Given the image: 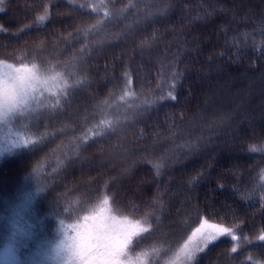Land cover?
Instances as JSON below:
<instances>
[{"label":"rangeland","instance_id":"obj_1","mask_svg":"<svg viewBox=\"0 0 264 264\" xmlns=\"http://www.w3.org/2000/svg\"><path fill=\"white\" fill-rule=\"evenodd\" d=\"M5 2L6 0H0V9L3 8L2 5ZM194 2H196V0H177L159 4L157 1L150 2V0H141L134 8L133 14L131 15H128L126 12L129 6H125L126 9L120 8L119 11H111L113 10L111 7H107L103 10L105 18L112 13V17L108 20L109 24L113 23L115 19L117 22L114 23L113 28L115 29L112 30V34L109 33V37L125 39V44H123V46L128 45L130 49V45H132L133 50H136L139 46L131 44L130 41L127 40V38L131 37L129 35L133 34L132 38L136 37L134 35H139V38L141 35L140 30L149 25L147 21H150V19L158 20L156 22H163L162 18H159V16L164 14L159 10L160 8H166L168 11L172 9L173 20V17L177 13L178 5L181 9L185 6V3H187L188 6L186 7L187 9H185L181 25L178 26L180 30L179 35L185 33V37L177 42V51L180 54V56H178L177 66L180 69L181 75H183L182 77L186 78L184 80L182 78V84L184 86L191 84L189 83V81L191 82V75L195 73L193 69L197 70L196 74L202 78L203 85H205V79L207 80L209 77L213 78L211 82L212 86H208L207 88L209 92L207 95L206 93H203V95L201 92L197 93L195 88L193 89L195 83L192 82V90H190L187 98L190 99V94L197 95L196 97L198 98L200 97V109H197L199 104H197V107H194L195 110L189 108L190 111L194 112L190 115L184 114L185 118L178 113L180 124L176 125L177 128L174 125L173 131H170V128H173V126L166 127V135H164L161 140L152 142L151 146L146 145L145 150L151 151L153 147L156 149V146L160 145L163 141H166L168 145L173 142L175 147L169 149L176 150L177 153H179L178 158L185 159L183 156L191 154L197 145L200 146L202 143L196 144L195 136L202 131H200L199 125L204 122L205 125L213 126L212 131H208L209 133L205 135V139L210 136H218L221 137L220 142L222 143L223 141L224 144L225 142H228L227 144H236L234 140H239V142L243 144L252 140L264 144V0H243L242 4L240 0H203L201 2L202 4L198 5L194 4ZM92 5H94L93 2ZM200 9H202L201 13L196 12V16H191V12ZM15 12L16 11L10 12L11 15L7 19L10 26H8L9 28L7 27L8 30H5L10 31L13 35L21 33L18 29L22 28L24 31L29 28V26L21 27L20 20L22 19H14ZM95 13L99 14L100 12ZM105 18L100 19V22H97V24L99 23L101 25ZM137 18L140 19L139 26L135 28L134 26H130L129 24L132 20H136ZM216 19L219 20L216 21ZM222 21H225L226 24L223 25L221 23ZM163 23L164 29L168 30V21ZM176 23H180V21ZM216 30L221 32V39L219 38V40L215 37ZM228 30L231 35L227 36ZM58 36L60 35L58 34ZM83 36L87 39V36ZM225 36L227 37L224 40L222 37ZM22 40H24V38L17 40V42L15 40L8 41L2 37L0 33V49H5L2 46H10V44L14 43L19 44ZM112 42L113 40L111 39H103L102 42L97 43L98 45L95 44L97 46L102 44L103 46ZM211 42L212 44L209 47ZM58 43V41L55 42L53 47L44 45L39 48L38 51L32 53V55L36 56H39V54L47 56L45 59H53L48 60L47 62L49 64L47 65L41 62L28 65V63L23 60H8V58L2 57L0 51V103L4 104V108L0 109V171L3 170L0 175V185H6L2 187L3 189H11L7 197L9 201L5 208H3V213L0 214V222H2L0 223V264H85L84 259L81 258L76 251V245L81 235L93 236L95 238L118 236L127 229L130 222L134 223L136 221H139L141 226L147 229V231L139 233L140 243L144 242L147 246L146 248H151V252L153 248L162 250L152 255L146 253L140 250V246L135 245L137 240H134V237L132 243L126 249L125 256L122 257V264H193V261H190L182 252V248L185 243L189 241L191 234L199 228L204 221L190 231V233L173 249L166 251L165 254L163 244L166 240L164 239L163 231L162 233H154L153 239L150 241L144 238L145 233L147 235L149 234L148 228L152 227L149 223H152V221L156 222L160 218V216L153 215V212L147 211V209L141 216L140 213L137 212L123 215L118 212V207L112 206L110 205L111 203H109L108 205L102 206L105 209L104 212L101 213L100 209L102 207H100L98 209L100 212L97 213L98 210L96 212L94 210H96L95 208L99 205L96 206L93 200H87L84 202V205L83 203L75 204L78 211L76 219L70 220L59 217L52 221V216L45 219V216H48L47 214L52 209L46 208L44 205V200H47V197L43 202L40 200L43 196L40 192V189L43 187V181L40 180L41 173L37 169L42 165L43 155H46V152L49 151L50 153L54 152L52 155L54 156L57 147L53 146L51 148V146L45 145L46 149L43 151H41L42 149L38 150L35 156L32 154L31 148L32 145L37 143L41 136L47 135L45 138L53 136V133H45V135H43L45 131L49 129L55 131L52 127L54 126L53 123L42 126L41 122L44 114L46 115L49 102L52 103L59 98L62 99L67 97V95L71 93V86L73 83L77 84L78 81H89L87 86H83L81 89L78 88V93L82 95L75 98L71 106L80 109V112L77 111L78 115H80L78 118H82L81 116H84L85 113L90 114L87 109L90 111L93 110L94 112H103L104 105L101 102V97L96 98V96H100L101 93H105L108 90L111 93V96L110 93L109 96L112 101L109 105V109H113L111 111L113 115L109 118L111 120L117 118V122H122L124 124L127 115L136 113L138 109H140L138 111L140 114L137 115L145 117L142 113H147V110L143 108L146 105L140 107L144 103V101L140 99V94H143L142 90H144L146 85L150 86L154 83V80L151 81L147 77L148 71L140 73V57H136L137 54L132 55V53L124 51L123 47L120 50L114 49V51H116L112 53L114 60H116L114 63V68L116 69L112 68L113 71H105V69L102 68L100 71H97L98 68H100L99 65L93 64L88 55L85 58L82 55L80 56V47H69L71 53L70 56H68L67 45L69 44H65V42ZM71 46L73 45L71 44ZM166 46L167 43H163L161 46V51L164 55H162L163 57H160V59L162 58L163 61L164 58V62L166 61L167 66L169 64L170 68L175 65L173 64L174 58L171 56L174 54V48L172 46ZM89 51H91V49ZM98 53L99 50L94 54L97 55ZM207 53L210 55L208 59H206ZM108 54L111 53L108 51ZM58 56L62 59L68 56L67 59H72L76 63L81 64L79 71L74 73L69 69V72L66 65L58 61ZM23 59L25 60L27 58ZM204 62L208 69H202L203 65L197 66V64H204ZM157 63L159 67L161 62L157 61ZM152 66L153 65H151V67ZM236 66H242L244 74L241 73L242 68ZM122 67H129L132 71L138 73L137 77L139 80L137 89L139 92H136V87L133 89L131 88L130 82L126 88L122 87V83L119 84L117 81L120 75H117V77L115 76L116 79H114V73H118L119 69ZM235 67L240 70H236L233 74L225 71L222 73L219 72L221 69L228 70L234 69ZM145 68L150 69L149 67ZM198 68H200V70H198ZM93 69H96V71ZM9 76L17 77L19 82L14 83L10 81L8 79ZM46 76H49L51 80L46 81ZM130 77L131 79L129 81L133 79L132 76ZM96 82L97 84L99 83L97 89L93 88ZM140 82L141 84L139 86ZM116 84L117 87H113L116 86ZM160 85L164 87L162 84ZM249 85L257 88L254 94L252 93L254 91L250 88L248 89ZM223 86H225L224 90L222 89ZM13 88L18 90V95L9 97V92ZM235 90H239V92H236L233 96ZM117 91H121L122 93L116 98ZM75 93L76 91L73 94ZM166 95H168V92H166ZM237 95L240 97L236 99L235 97ZM226 97H232V101L230 100V103H225L223 100ZM166 98L167 97H165V99ZM212 98L216 101L215 105L209 107L204 106ZM15 99H20L24 102L17 104L14 111L8 112V103L13 102ZM144 99L145 98H143V100ZM165 99H161L160 97L158 98V102L164 101ZM207 107L208 111H205ZM89 118L91 117H86V119ZM94 118L95 116L91 121H93ZM98 124L99 123H94L93 121V123L88 124L87 127L93 129L96 128ZM181 126H183V129L179 130ZM105 127L109 126L103 125L101 128ZM148 128H150V126H148ZM192 131H195V134ZM180 132L183 134L175 137L176 133L180 134ZM85 133L86 132H84V134ZM248 137L249 139L245 141L244 138ZM127 139L128 136H125L123 138H118L116 142L125 143ZM236 142L239 143L238 141ZM134 143L135 141L129 140L125 144L118 145H126L127 151L132 149L131 152L136 148L139 151L143 150V148L140 149V142H138V145ZM216 146L217 145H215V148H220L219 151L225 148V146ZM107 148V154H109L110 157L123 153L114 141ZM257 148L261 150L259 156L264 159V147L260 146ZM208 149L213 150V146H209ZM26 150H28V152H25V155L21 156L20 153ZM156 152H160L159 149H157ZM231 152L234 153L235 150H231ZM7 155H10L8 163V160L4 159ZM128 155L129 154H126L127 158ZM3 159L6 161L2 165ZM123 159H125V157ZM118 160L120 161L113 166L115 175L111 178L112 182L115 183H119V180L122 181L124 173H126L123 172L126 167L124 165V160L122 161L120 157ZM137 163L138 162L135 161L132 167L134 168ZM169 163L172 164L175 162H169L167 158V164ZM211 163L212 161L206 162V165L210 167L212 165ZM261 164L264 166V160ZM259 170H261V175L257 182L263 184L264 168H259L258 172ZM134 183L137 187V183ZM185 183L184 187H178V190L175 192L177 193L176 196H179L178 203L179 201L191 202V200L195 202L197 193L190 188V182L188 180ZM262 186L264 190V184ZM80 188H82L81 190H86L85 188L89 189L90 187L81 186ZM171 194L173 193L170 192V196ZM80 197L84 198L86 196ZM184 198L188 199L185 200ZM259 198L263 199L261 211L264 212V191L260 194ZM98 200L103 201L104 199L98 198ZM157 202H159V200ZM100 203L102 204V202ZM252 203L250 199H246L244 203L240 204L243 208H246L248 206H253ZM161 204L162 205L159 206L157 204V207L154 206L153 211L156 213L158 210V212L165 213L166 218H168L169 215L167 216V214L170 212L169 206L168 204L162 203V201ZM193 208L192 212L197 210V206ZM187 210L188 209H185V205L180 206L178 211L180 214H176L174 218H172L174 220L170 221V223L177 225L184 222L186 218L183 220L182 217L188 212ZM91 213L93 214L91 215ZM85 217H88V219L85 220ZM207 222L208 224H216L209 221ZM220 226L226 227L225 225ZM257 226H259L258 223L254 225V228ZM232 234L237 237L235 241L232 240L230 236L224 235L207 245V247H209L211 244L218 243L212 247L214 248L215 258L220 255L223 256L224 254L226 256L222 261L218 258L215 261H218L220 264H241L240 260L243 255H250L251 262L250 258H247L242 264H249L247 262H250V264H264L259 260L264 259V246L256 247L255 245L249 244L244 246L245 244L243 241L246 238L249 239L247 233L244 232V235H240L236 229H232ZM260 236L261 235L258 234V238H260ZM225 237H228L231 242H225ZM147 240L149 241L148 244H146ZM219 240L222 241L219 242ZM227 244H229V246H227ZM201 247L203 248L204 246L201 245ZM207 247L204 248V250H206ZM233 247L236 248L235 252L232 251ZM203 251L196 254L194 261L198 259V256L200 253H203ZM238 251L242 253V256L235 257Z\"/></svg>","mask_w":264,"mask_h":264},{"label":"trees","instance_id":"obj_2","mask_svg":"<svg viewBox=\"0 0 264 264\" xmlns=\"http://www.w3.org/2000/svg\"><path fill=\"white\" fill-rule=\"evenodd\" d=\"M101 1L102 3H99V0H6L4 4L2 3L3 8L0 9L1 36L8 41L15 40L16 42L24 38L19 44L14 43L10 44V46H2L6 49H0L2 57L8 58V60H23L28 63V65H33L38 62L47 65L49 64L47 61L53 59H45L47 56H42V54L36 56L32 55V53L38 51L39 48L44 45L53 47V45H55L54 43L58 41V44L63 42L69 44L67 45L68 56H70L71 53L69 47H80V56L82 55L85 58L88 55L93 64L99 65L100 68H98L97 71H100L102 68H104L105 71H113L112 68L115 67L114 63L116 60H114L112 53L114 49L120 50L123 47L124 51L132 53V55L137 54L136 57H140V73L148 71L147 77L151 81L154 80V83L150 86L146 85L144 90H142L143 94H140L141 101H144L143 105L140 107L146 105L143 108L147 110V113H142L145 117L137 115L140 114V112H138L140 109H138L136 113L127 115L126 120H124L125 122L123 121L124 124L122 122H117V118L112 120L109 118L113 115V112H111L113 109H109V105L112 101L110 100L111 93L108 90L105 93H101L100 96L97 95L96 98L101 97L104 110L107 109L110 112L105 114L101 111L94 112L86 108L91 115L85 113L84 116H81L82 118H78L80 115H78L77 111L80 112V109L71 106L73 105L74 99L82 95L78 93V88L81 89L83 86H87L89 81H78L77 84L73 83L71 86L72 94L70 93L67 97L62 99L59 98L57 101L51 100L53 101L52 103L49 102V107L46 111L47 116L44 114L41 122L42 126L53 123L54 126L52 127L55 131L49 129L44 133L42 132L43 135H45V133H53V136L47 138H45L47 135L41 136L37 143L32 145L31 148L32 154L35 156L38 150L42 149L41 151H43L46 149L45 145L51 146V148L53 146L57 147L54 156H52L54 152L50 153L49 151L46 152V155H43L42 165L37 169L41 173L40 180L43 181V187L40 189L43 196L40 200L43 202L47 197V200H44V205L46 208L52 209L47 214L48 216H45V219L51 216L52 221L59 217L70 220L76 219L78 211L75 204L83 203L84 205V202L87 200H93L96 206L99 205L95 208L96 210H94L96 212L100 207L104 206L100 203L102 201L98 200V198L104 199L107 197L109 203H111L110 205L119 208L117 210L120 214L126 215L127 213L131 214V212H137L140 213L141 216L147 209V211H152L153 215L160 216L159 220L156 222L152 221L153 224L149 223L152 227L148 228L149 234L147 235L145 233L144 238L150 241L153 239L154 233H162L163 231L164 239L166 240L163 244L164 253L178 245V240L182 241L190 231L196 228L202 221L225 225L229 229H236L237 232H248L256 247L264 246V241L258 238V234H264V212L261 211L260 206H248L243 208L241 205L242 203L240 204L239 202L241 193L237 192L232 187V185L239 180L238 172L243 170L246 166L245 160L240 161L232 158L234 153H232L231 150L221 153V151H219L220 148L209 150V147L202 148L200 151L193 150L191 154L183 156L185 159H182L180 157L178 158L179 153H177L176 150H171L167 147L166 141L157 145L156 149L153 147L151 151L145 150L146 145L151 146L152 142L161 140L164 135H166V127L173 126V128H170V131H173L174 125L176 127V125L180 124L178 113H180L182 117H184V114L190 115L194 111H190L189 108L195 110L194 107H197V104H199L197 109H200V97L198 98L196 97L197 95L190 94V99L187 98L190 90H192V82L195 83L193 89L195 88L197 93L201 92L202 95L203 93H206V95L209 93L208 90H206L208 86L203 85L202 78L196 74V69H193L195 73L191 75V82L189 81L191 84L184 86L181 81L183 75H181L180 69L177 66L178 56H180L177 51V42L185 37V33L179 35L180 30L178 26L181 25L188 4L185 3V6L181 9L178 5L177 13L174 12L176 14L173 20L172 9L168 11L166 8H160L159 10L164 14L159 16V18H162L163 22L168 21L167 25H169V29H164L163 22H156L158 20L150 19V21H147L149 25L140 30L141 35L139 38V35H134L136 37L132 38L133 34L129 35L131 37L127 38L131 44L139 46L136 50H133L132 45H130V49L128 45L123 46V44H125V39L108 38L105 36L108 29L113 28L114 23H117L116 19L113 23H108L109 18L112 17V13L105 18L103 25H99L97 22H100V19H103L104 15L103 17L100 15V19L97 21L95 12L103 13V10L107 7H111L113 9L111 11H119L120 8L129 6L127 8V14L131 15L133 14L131 9L135 8L141 0ZM154 1L161 4L177 0H150V2ZM202 1L203 0H196L194 4H202ZM240 1L242 4L243 0ZM92 2L94 5H92ZM46 10L49 17L45 19L46 22L35 24L34 22L37 21V15L45 13ZM13 11H16L14 13V19H22L20 20L21 27L29 26V28L24 31L22 28L18 29L21 33L17 35L11 34L10 31H5L8 30L7 27L10 26L7 19L11 15L10 12ZM196 12L201 13L202 9L197 11L194 10L191 12V16H196ZM136 20H132V22H136ZM217 20L219 19H216V21ZM178 21H180V23H176ZM221 23L223 25L226 24L225 21ZM129 25L132 26L131 23ZM135 27L137 26H134V28ZM229 33L230 31L228 30L226 35H231ZM58 34L60 36H58ZM83 35L87 36V39L84 38ZM227 36L222 38L225 40ZM101 37L105 40L111 39L113 42L103 45L104 47L102 44L97 46V43L103 41ZM215 37L218 40L219 38L221 39V32L216 30ZM163 43H167L166 47L172 46L174 48V54L171 56L174 58L173 64L175 65L170 68L169 64L167 66L166 61L164 62V58L163 61L162 58L160 59V57L164 55L161 51ZM71 44L73 46H71ZM211 44L212 42L209 44V47ZM90 49L91 51H89ZM97 50H99V53L95 55L94 53ZM108 51L111 54H108ZM206 55V59H208L210 55H208V53ZM68 56H65V59L58 56L57 59L66 65L68 71L70 69L74 73L78 72L81 64L76 63L72 59H67ZM23 58L27 59L24 60ZM157 61L161 62L159 67ZM151 65L153 66L151 67ZM199 65H203L202 69H208L205 62L204 64H197V66ZM145 67H149L150 69H146ZM93 70L96 71V69ZM198 70H200V68H198ZM137 74V72L132 71L129 67H122L119 69L118 73L115 72L113 76L114 79H116L117 75H120L117 81L119 84L122 83V87L126 88L130 82L131 88L133 89L136 87V92H139L137 89L139 80ZM130 76L133 77L131 81H129L131 79ZM45 78L46 81L51 80L49 76ZM184 79L186 78H183V80ZM207 80H209V78ZM212 81L213 79L211 82ZM159 83L164 87H161ZM140 84L141 82L139 86ZM98 85L99 83L97 84L96 82L93 88L97 89ZM113 87H117V84ZM75 91L76 93L73 94ZM166 92H172L175 99L166 98L164 101L158 102V98L168 97ZM121 93V91H117L115 97H119ZM143 98L145 99L143 100ZM87 116L91 118L86 119ZM94 116V123L99 124L96 125V128H88L87 125L93 123L91 120ZM103 125H108L109 127L101 128ZM148 126H150V128H148ZM84 132L86 133L84 134ZM104 135L106 138L105 140L102 138ZM125 136H128L125 143L129 140H133L135 141L134 144L138 145V142H140V149L143 148V150L139 151L136 148L131 152L132 149L127 151L126 145H118L125 144L116 142L118 138H123ZM113 141L123 153L110 157V155L107 154V147H109ZM157 149H159L160 152L157 153ZM25 152H28V150L22 151L20 153L21 156H24ZM126 154H129L128 158ZM9 157L10 155L4 157V159L8 160L7 163L9 162ZM119 157L122 158V161L124 160V165L126 167L123 172L126 173H124L122 181L119 180V183H115L112 182L111 178L115 175L113 166L120 161L118 160ZM124 157L125 159H123ZM167 158L169 162L174 161L175 163L167 164ZM4 159L2 160V165L6 161ZM135 161L138 163L133 168L132 166ZM183 161L185 162L184 165L181 166L178 164ZM211 161L212 165L210 167L206 165V162ZM234 165H237L240 169L230 173V168ZM2 172L3 170L0 171V175ZM197 177H202L201 181L197 183L198 186H190L192 190L197 193V197L195 196L196 200L195 202H192V200L191 202H185V207L188 203L190 206L187 210L188 212L182 217L183 220L184 218L190 217L187 219L191 222H181L177 225L170 223V221L174 220L172 218H174L176 214H180V212H178L180 206L184 205V201H179L178 203L179 196H176L177 193L175 192L178 190V187H184L187 180L192 184ZM134 182L137 183L138 188L135 186L136 184ZM3 186L0 185V214L3 213V208H5L9 201L7 197L11 191L10 188L3 189ZM81 186L90 188L81 190ZM170 192L173 193L171 196ZM80 196L86 197L81 198ZM158 200L159 202H157ZM161 201L169 206L170 212L167 214V216L169 215L168 218H166L165 213L158 212V210L156 213L153 211L154 206L157 204L158 206L162 205ZM192 205L197 206V210H194V212L192 211L195 206ZM99 212L98 210L97 213ZM92 214L93 213H91V215ZM256 223H258L259 226L254 228ZM134 240H137L135 245L140 246V250L150 253L151 255L162 250L153 248L151 252V248H146L147 246L144 242L140 243V234L136 236ZM148 240L146 244H148ZM221 241L219 240V242ZM217 244H211L207 247L203 253H200L198 259L193 261V264H220L218 261H215L217 258L219 259V256L215 258L214 248H212ZM240 255L242 256V253L238 251L235 257H240ZM247 258H250L251 262L250 255H243L240 263L242 264L245 262ZM259 260L264 263V259ZM250 262L247 263L250 264Z\"/></svg>","mask_w":264,"mask_h":264},{"label":"bare ground","instance_id":"obj_3","mask_svg":"<svg viewBox=\"0 0 264 264\" xmlns=\"http://www.w3.org/2000/svg\"><path fill=\"white\" fill-rule=\"evenodd\" d=\"M88 1H90V0H88ZM99 3H102V1L101 0H99ZM165 6V5H164ZM34 7V6H33ZM131 11L133 12L134 11V8H132L131 9ZM47 10L45 11V13H42V14H40V15H37V21L36 22H34L35 24H42V23H45L46 21H45V19L46 18H49L48 17V15H47ZM127 12V11H126ZM97 16H96V19H97V21L100 19V15H101V17H103V15H104V17L103 18H105V14L104 13H99V14H96ZM41 17H43L44 18V20H42L41 19ZM41 21V22H40ZM139 22H140V19L138 18L137 19V21L136 22H131V25L132 26H138V24H139ZM105 23V22H104ZM103 24V23H102ZM100 25V24H99ZM112 30H114V28H109L108 29V31H107V33L105 34V36L106 37H108L109 38V35L110 34H112ZM128 30V29H127ZM29 31V30H28ZM110 33V34H109ZM14 35H16V34H14ZM8 36V35H7ZM111 38H113V37H111ZM87 53V52H86ZM234 67V66H233ZM237 67V66H236ZM241 68H242V66H241ZM219 70V69H218ZM236 70H240L239 68L237 69V68H234V69H228V70H223V69H221L219 72L220 73H222L223 71H225V72H228V73H232L233 74V72L235 73V71ZM244 72V69L242 68V70H241V73H243ZM244 74V73H243ZM217 75V74H216ZM215 75V76H216ZM208 77V76H207ZM212 77H209V80H206L205 82H204V84L205 85H207V86H209V87H211L212 86V84H211V80L213 79H211ZM252 87V88H251ZM251 89L252 91H254V92H252L253 94L256 92L255 90L257 89L256 87H253V86H248V89ZM222 89L224 90L225 89V86H223L222 87ZM207 90V89H206ZM236 92H239V90H235V92L233 93V96L235 95V93ZM240 96L239 95H237L235 98L237 99V98H239ZM242 97H243V95H242ZM231 98L232 97H226L223 101L225 102V103H230L232 100H231ZM231 100V101H230ZM206 101V100H205ZM230 101V102H229ZM215 103H216V101H215V99L214 98H212V99H210L209 101H208V103L207 104H205L204 106H213V105H215ZM208 107L205 109V111H208ZM105 114H107L108 112H110V111H108L107 109H105L104 111H103ZM104 114V115H105ZM110 115V114H109ZM187 126V125H186ZM200 126V131L201 132H199V134H197L196 136H195V142H196V144H199L200 142H202L201 144H200V146L199 145H197V147L195 148L196 149V151H200L202 148H208L209 147V145L212 147L213 146V149H217V148H215V145H220V147L221 146H225V148L223 149V150H221V153H224V152H228V149L229 150H232V151H234L235 150V154L233 155V157L232 158H234V159H236V160H240V161H242V160H245V163H246V166H245V168L243 169V170H241L240 172H238V181H236V183H234V185H232V187L237 191V192H239V193H241V195H240V198H239V202L240 203H244V201L246 200V199H250L253 203H252V205L253 206H262L261 204L263 203L262 201H263V199H261V198H259V196H260V194L264 191L263 189H262V185L264 184H261L260 182H257L258 181V179L260 178V175H261V170H259V172H258V169L259 168H264V166L261 164L262 162H263V158L262 157H260L259 156V153H261V150L260 149H258L257 147H264V144H262V143H258V142H255L254 140H252V141H250V142H248V143H240L239 142V140H236V141H238L239 143H237L235 140H234V142L237 144H232V143H229V144H227L228 142H225V144L223 143V141H222V143L220 142V140H221V137H215V136H210L209 138L207 137L206 139H205V135L207 134V133H209L208 131H212V128H213V126L212 125H205V122L203 123V124H201V125H199ZM251 127V126H250ZM185 128H187V127H185ZM181 129H183V126H181L180 127V129L179 130H181ZM178 131V130H177ZM192 132H194V134H195V131H192ZM183 133H181L180 132V134H177L176 133V135H175V137H177V136H180V135H182ZM190 134V133H189ZM222 134V133H221ZM102 138H104V140L106 139L105 138V135L102 137ZM234 139V138H233ZM245 139V141H247V139H249V137L248 138H244ZM244 141V142H245ZM261 142H263V141H261ZM172 146H171V145ZM169 145L168 144H166L167 145V147H169V148H174L175 146L173 145V142L172 143H170ZM216 146V147H217ZM226 146H229V147H226ZM228 148V149H227ZM194 149V150H195ZM253 149H255V150H253ZM239 152V153H238ZM154 153H155V151H154ZM261 158V159H260ZM179 165H184L185 164V162L183 161V162H179L178 163ZM240 168L237 166V165H234V166H232L231 168H230V173L231 172H235V171H238ZM250 169V170H249ZM229 171V170H228ZM201 178L202 177H197L195 180H194V182L192 183V185L190 184V186H192V187H197L198 185H197V183H199L200 181H201ZM262 186V187H261ZM191 188V187H190ZM192 189V188H191ZM185 199V198H184ZM183 199V200H184ZM188 198H186L185 200H187ZM185 202L186 201H184L183 202V204L185 205ZM189 203L187 204V206L185 207L186 209H188L189 208ZM188 218V217H187ZM187 218H186V220L184 221V222H191L190 220H187ZM240 235H244L243 233L244 232H238ZM247 233V235L249 236V239H245L243 242H244V246H247V244H249V245H255L253 242H252V240H251V237H250V234L248 233V232H246ZM226 241H229V242H231L230 241V239L227 237H225V242ZM181 242V240H178V244ZM227 246H229V244H227ZM240 250V249H239ZM226 256H225V254L223 255V256H219V259L222 261L224 258H225Z\"/></svg>","mask_w":264,"mask_h":264},{"label":"snow or ice","instance_id":"obj_4","mask_svg":"<svg viewBox=\"0 0 264 264\" xmlns=\"http://www.w3.org/2000/svg\"><path fill=\"white\" fill-rule=\"evenodd\" d=\"M41 19L43 20L44 18L41 17ZM8 79L14 83L19 82L18 78L15 76H9ZM17 95L18 90L16 88L10 90L9 97ZM167 98L175 99V96H173L172 92H169ZM161 99H165V97H161ZM23 102L24 101L20 99H15L13 102L8 103L7 111H14L17 104ZM3 108L4 104L0 103V109ZM108 203L109 200L105 197L102 204L108 205ZM100 211L102 213L105 209L102 207ZM87 219L88 217H85V220ZM144 231H147V229L142 227L139 221H136L134 223L130 222L127 229L118 236L95 238L93 236L81 235L76 245V251L80 257L84 259L85 264H122V257L125 256L126 249L132 243L133 238ZM224 235L230 236L234 241L237 239V237L232 234V229L216 224H208L207 221H204L201 226L191 234L189 241L183 246L182 252L190 261H194L198 252L203 251L208 244ZM259 239L264 241V234H262ZM201 245L204 247L202 248ZM232 251L235 252L236 248L233 247Z\"/></svg>","mask_w":264,"mask_h":264}]
</instances>
